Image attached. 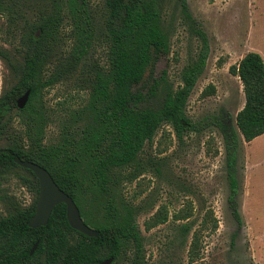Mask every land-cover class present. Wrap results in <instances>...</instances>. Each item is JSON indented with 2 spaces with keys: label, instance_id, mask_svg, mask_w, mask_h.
Masks as SVG:
<instances>
[{
  "label": "trees",
  "instance_id": "16d2710c",
  "mask_svg": "<svg viewBox=\"0 0 264 264\" xmlns=\"http://www.w3.org/2000/svg\"><path fill=\"white\" fill-rule=\"evenodd\" d=\"M170 1L102 0L96 5L93 0H51L49 6L39 9L37 23L26 25L21 37L25 60L14 68L19 80L0 98V142L12 127L11 118L4 121L7 111L15 110L22 126L20 133L10 136L11 144L0 148V182L15 168L24 170L28 176H21V180L35 197L28 207L13 203L8 215L0 217V264H102L110 258L114 259L112 264H155L147 256L138 221L155 210L156 202L152 194L140 201L129 199L124 186L151 168L160 171L159 162H145L142 154L164 126L174 131L179 142L189 134L213 127L219 130L226 149L228 201L234 218L242 225L237 200L239 134L247 143L264 135V58L252 51L230 68L240 78L245 94L236 127L225 110L193 122L187 105L206 71L210 43L207 32L190 12L188 0L176 2L182 23L200 42L199 52L184 67L178 87L170 85L164 76L152 78L160 59L171 52L164 19ZM0 13L13 16V0H0ZM66 29L69 42L59 55L56 52ZM95 52H100L98 58ZM0 55L13 66L7 52ZM148 72L152 84L143 93L138 87ZM63 83L75 84L87 98L77 107L66 108L58 140L46 144V129L53 115L44 92ZM27 91L29 101L20 110L17 100ZM160 91H164L162 106H145ZM207 93L214 94V87L210 86ZM16 158L45 168L60 189L73 198L85 223L99 235L88 237L73 229L64 203L55 207L46 226L31 228L40 183L31 170L15 163ZM189 218L175 216L172 221L178 224L174 229L184 245L193 231L189 257L194 262L203 230L183 222ZM169 220V211L159 208L144 225L150 231ZM209 224L210 231L218 229L213 216ZM36 243L38 248L31 255Z\"/></svg>",
  "mask_w": 264,
  "mask_h": 264
},
{
  "label": "rangeland",
  "instance_id": "374dc122",
  "mask_svg": "<svg viewBox=\"0 0 264 264\" xmlns=\"http://www.w3.org/2000/svg\"><path fill=\"white\" fill-rule=\"evenodd\" d=\"M51 0H13L14 14L0 13V52H7L13 63L0 55V98L17 84L19 78L14 68L23 65L25 52L21 37L27 24L37 23L38 11ZM102 0H93L97 5ZM190 12L207 32L210 56L205 73L199 79L187 105V115L198 122L222 110L231 116L236 127L238 112L245 105L243 84L230 72L249 52L260 53L264 58V0H188ZM97 10L102 8L96 6ZM165 26L171 37V52L163 56L152 78L166 77L170 85L178 87L181 73L199 52L200 42L182 23L180 8L171 0L164 11ZM69 29L63 32V41L57 49L61 54L67 46ZM95 58L98 53L95 52ZM91 60L92 57L90 56ZM88 60V62H91ZM150 72L138 90L147 93L152 84ZM212 86L215 93L209 95ZM51 109L52 121L46 129V144L59 138L66 108L83 103L87 94L77 91L75 84H58L44 92ZM164 91L145 106L158 109L162 106ZM18 107V106H17ZM19 109V108H18ZM12 119L8 134L0 142V148L11 144L10 136L22 131L14 111L5 113L4 121ZM238 177L240 193L237 198L242 225L234 218L228 201L229 185L226 167L224 138L217 128H209L200 134H189L179 142L174 131L164 126L145 146L142 157L160 163V171L151 168L133 184L124 186L129 199L140 201L152 194L156 208L139 218L147 256L155 264H264V135L247 143L239 134ZM24 170L15 168L0 182V217L7 216L10 206L19 203L28 207L34 193L23 184ZM159 208L169 211L171 220L150 231L145 221ZM190 217L187 221L202 229L201 245L194 262L189 257L188 243L174 229L173 217ZM213 216L218 229L210 231ZM210 218V219H209ZM205 224H208L205 228Z\"/></svg>",
  "mask_w": 264,
  "mask_h": 264
},
{
  "label": "water",
  "instance_id": "95a60500",
  "mask_svg": "<svg viewBox=\"0 0 264 264\" xmlns=\"http://www.w3.org/2000/svg\"><path fill=\"white\" fill-rule=\"evenodd\" d=\"M29 97L30 91H27L17 100V106L20 110L25 108L29 101ZM15 163L22 168L31 170L40 183V191L36 203L35 214L29 223L31 228L46 226L55 207L64 203L67 206L68 221L73 229L87 235L88 237H97L99 235V231L85 223L73 198L60 189L51 174L45 168L36 163L24 161L19 158L15 159ZM37 248L38 243L33 246L31 255L35 253ZM113 260V258H110L102 264H112Z\"/></svg>",
  "mask_w": 264,
  "mask_h": 264
}]
</instances>
